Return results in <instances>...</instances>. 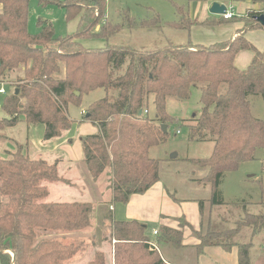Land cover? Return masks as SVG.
<instances>
[{"label": "trees", "instance_id": "obj_1", "mask_svg": "<svg viewBox=\"0 0 264 264\" xmlns=\"http://www.w3.org/2000/svg\"><path fill=\"white\" fill-rule=\"evenodd\" d=\"M30 1L0 0V82L20 72L15 88L0 106V112L10 117L9 121L0 118V129L13 127L21 119L28 125H42L44 142L58 138L72 125L67 106L79 105L83 95L103 90L105 96L92 102L82 115L83 121L97 129L80 139L83 162L92 179L107 176L112 204H126L132 195L145 193L160 179V163L150 158L149 151L166 141L168 123L173 121L166 111L167 100L188 101L192 90L197 89L201 111L191 119L190 139L212 142L213 150L206 159L185 160L206 169V174L194 181L210 186L212 193L211 200L198 202L200 223L194 235L199 244L195 249L200 255L206 247L225 251L236 247L238 264H250L252 241H241V235L245 230L251 237L264 231V213H246L234 228L217 231L205 205H223L218 196L223 175L254 160L255 152L264 149V121L252 116L249 101L254 95L264 99V51H257L243 35L210 46L187 43L156 51L123 47L86 50L80 40L109 38L119 30L118 25L103 23L106 0L59 3L68 22L77 20L76 33L66 37H56L46 21L40 22L39 33L30 34ZM38 1L42 6L53 3ZM250 1L264 8V0ZM175 9L179 20L168 25L187 31L192 23L186 11L178 6ZM259 10H250L245 18L238 19L244 30L262 29L255 20ZM159 24L158 18L132 19L129 27L155 28ZM241 51L253 52L243 71L234 65ZM150 98L153 117L148 114ZM6 155L0 158V264L69 262L78 247L53 239L38 241L39 232L79 233L89 229L93 204L47 201L48 185L67 184L58 176L56 164L30 160L21 146ZM103 222L109 224L107 239L116 241L114 264H168L146 244V226L115 221L110 211ZM181 242V230L159 228L158 247L181 246ZM87 264L108 261L97 251Z\"/></svg>", "mask_w": 264, "mask_h": 264}, {"label": "rangeland", "instance_id": "obj_2", "mask_svg": "<svg viewBox=\"0 0 264 264\" xmlns=\"http://www.w3.org/2000/svg\"><path fill=\"white\" fill-rule=\"evenodd\" d=\"M46 1H52L53 3L42 6L39 4L38 0H31L29 2L27 21L28 32L30 34L39 33L41 30L40 22L46 21L54 28L56 37H66L75 34L78 26L77 20L68 22L64 9L59 6V3H63L66 0ZM190 1L191 0H106V11L103 23H109L112 26L118 25L120 26L119 30L109 38L83 39L80 40L79 43L82 48L86 50H98L105 47H123L134 50L156 51L162 50L170 44L184 45L187 43L188 39L190 40L188 37L189 33L185 30L173 29L168 23L179 20V15L175 6L183 8L185 12L188 6L193 8L196 4V2L191 3ZM201 2L202 5H207L208 3L212 5V3H214L211 2V0ZM244 3L250 4L248 0H244ZM153 18H158L160 20L159 27L133 29L129 27L130 20L132 19L134 21H149ZM98 30L99 27H97L95 31ZM193 37L196 38L197 36ZM248 54L251 56L252 53L249 52ZM236 65L240 67V63H236ZM19 74L20 72L18 71V73H14L2 79V82L5 84L4 88L6 89V95H0V106L3 98L9 94L10 90L15 88L17 76H20ZM63 76V68H61L60 77ZM104 96V91L98 89L87 95H83L79 105L69 104L67 106V115L69 119L73 121H83L82 111H85L92 102ZM249 101L252 116L264 121L263 97L261 95L250 96ZM148 109L149 116L153 117L152 98L149 99ZM166 111L167 114L173 118V121L168 123L166 141L152 147L149 151L150 158L158 160L160 163L161 182L166 186L168 192L178 199L196 198L198 200L209 201L212 198L211 187L204 184L197 185L199 186L197 187L194 181L202 178L206 174V169L193 166L185 161L187 159H206L211 155L213 150L212 142L190 139L189 126L192 124L191 119L193 115H198L201 111L199 91L193 89L188 101L168 99L166 102ZM77 124L78 123H75L73 126L71 125V129L75 130ZM43 132L44 128L42 125H28L21 119L15 126L3 128L2 133L4 137L7 138L0 139V158L5 159L7 157V155H5L6 151L9 153L15 152L17 144L23 146L24 154L29 155V157H34L37 153L36 151L40 148L39 144ZM9 139H12V141ZM46 144L48 143H44V145ZM52 147L54 150L51 154L58 155V151H60L58 146L53 145ZM39 154H42V159L44 160L54 161L52 160L54 156H48L50 153H47L44 147L39 150ZM57 173L59 177L61 175L64 177L67 172L58 171ZM76 176H79L82 180L80 172L66 179L72 180V178ZM85 179L88 181L90 187L93 184H97L98 181H101L102 191H108V179L106 175H102L98 179H92L87 172ZM189 179L193 182H189ZM74 187L76 188V186ZM91 189L95 192L93 187H91ZM77 190H83V188L79 187ZM77 190L76 192L78 193ZM70 191L73 192V190ZM218 191V196H220L223 205L211 206L207 203L205 206L206 215L211 217L213 228L217 231H225L234 228L236 221L243 218L246 213H264V149L255 152L254 160L242 163L234 172L224 174L219 184ZM73 193L76 194L75 192ZM52 196L53 197H49L48 195L47 201L60 202L56 199L55 193ZM77 197L78 196H76V198ZM92 204L94 206V211L89 229L79 233H38L41 235L38 241L41 239H53L58 240L64 245L73 244L78 247L76 255L69 262L63 264H87L97 251L104 254L108 264H114L113 253L116 241L107 239L110 235L109 224L105 223L104 225L103 222L109 211L103 217L102 223L100 216V220L96 223L94 220L96 206L94 203ZM236 204L239 205L236 206ZM249 240L252 241V246L250 248V264H264V231L251 237L249 230H245L243 235H241V241L248 242ZM165 247L172 250V246L169 244L161 245V252H157L152 248H150V250L160 254L162 260H164V258L169 259ZM164 262L172 264L166 260Z\"/></svg>", "mask_w": 264, "mask_h": 264}, {"label": "crops", "instance_id": "obj_3", "mask_svg": "<svg viewBox=\"0 0 264 264\" xmlns=\"http://www.w3.org/2000/svg\"><path fill=\"white\" fill-rule=\"evenodd\" d=\"M201 1L205 2V0H191V3L196 2V4L193 8L191 6H188V9L185 12L188 20L192 23V25L187 30V32L189 33L188 37L190 38V40L188 39L187 43H190L193 46H210L216 43L233 40L237 36L243 35L245 40H247L257 51H264V29L262 28L256 30H244L243 22L238 20L239 18H245L248 11L261 9L263 8V6H261L260 4H252L250 0H248L250 4L244 3V0H211V2L234 7V19L224 20L221 16L211 15L208 11L211 6L210 3H208L207 5H202ZM204 23L209 24L204 25ZM193 36L197 37L194 38ZM181 45L182 44L174 46ZM249 52L252 53L251 56H249ZM249 52L241 51L238 53L234 61V65L236 68L241 71L247 69L253 58V52ZM236 63H240V67H238L239 65L237 66ZM71 121L72 126L75 123H78L75 130L71 129V127L68 131L64 132L58 138L52 139L47 142L43 141L42 135L41 142L39 144V150L44 147V149L47 150V153H50L48 154V156H54L52 157V160H54L53 162L42 159L43 157L42 154H39V150L36 151L37 153L34 157H29V155H27L28 158L32 161L42 160L45 161L48 165L56 164L57 172H67L65 175L67 177H63V175H61L62 177L60 176L66 181L67 184L56 183L47 186L49 197H53L52 195H54L55 193L57 197L56 199H58V201H60L61 203H94L96 206V210L94 213V220L96 223L98 222V220H100V217L102 223L103 217L108 211L111 212L112 217L115 221L138 222L146 226L145 236L147 237L148 241H152L156 245L158 235L154 237L152 235V231L158 232L161 226L168 227L174 230H181V246L171 245L172 250L165 247L169 259L164 258V261L166 260L169 263L238 264V252L236 247H233L230 251H225L219 247H206L203 249V252L200 255L197 254L195 248L199 244V241L194 235V231L199 230L200 215L198 202L201 200H198L196 198L178 199L174 197L168 192L166 186L161 182V178L145 193L132 195L126 204H112L111 192L109 190L104 192L102 191L101 181H98L97 184H93L91 186L95 189V192L92 191L90 185L88 184V181L85 179L87 169L83 162L80 139L83 136L95 134L97 132V129L89 122L73 120ZM2 131L3 129H0V139L7 138L4 137ZM9 140L12 141V139ZM44 143L48 144L44 145ZM53 145L58 146V148L60 149V151H58V155L51 154V152L54 150V148L52 147ZM17 146H21L23 148L22 145L17 144ZM7 153L9 152L6 151L5 155ZM78 172L81 173L82 180L79 176L73 177L72 180L66 179L69 178V176H74V174ZM189 182L192 183L193 181L189 179ZM195 183L196 186L200 185L197 182ZM74 186H76V188ZM79 187L83 188V190L78 191L77 189ZM70 190H73V192H75L76 194H74ZM76 190L78 191V193L76 192ZM76 196L78 197L76 198ZM180 223L181 225H185H183V227H180ZM158 249L161 252L160 247H158Z\"/></svg>", "mask_w": 264, "mask_h": 264}, {"label": "built area", "instance_id": "obj_4", "mask_svg": "<svg viewBox=\"0 0 264 264\" xmlns=\"http://www.w3.org/2000/svg\"><path fill=\"white\" fill-rule=\"evenodd\" d=\"M234 7L233 6H226V10L224 12V14L221 15V17L224 19V20H230L234 17ZM261 14H264V8L260 9L258 11V15H261ZM5 84L3 82H0V95H6V89L4 88ZM85 112L82 111V115H84ZM152 235L155 237L158 235V232L157 231H152ZM147 245L150 246V248L156 250L157 252L159 251L157 245L152 242V241H147Z\"/></svg>", "mask_w": 264, "mask_h": 264}, {"label": "water", "instance_id": "obj_5", "mask_svg": "<svg viewBox=\"0 0 264 264\" xmlns=\"http://www.w3.org/2000/svg\"><path fill=\"white\" fill-rule=\"evenodd\" d=\"M226 10V6L223 4H219V3H212V5L209 8V13L211 15H218L221 16L222 14H224ZM255 20L257 21V23L264 29V14L258 15L255 17ZM142 112H139V114H141ZM0 118H3L5 120H10V117L4 116L3 113L0 112ZM163 131H165V127H162Z\"/></svg>", "mask_w": 264, "mask_h": 264}]
</instances>
